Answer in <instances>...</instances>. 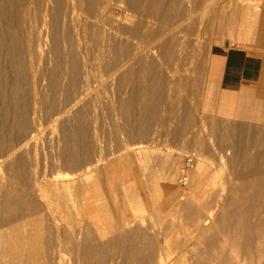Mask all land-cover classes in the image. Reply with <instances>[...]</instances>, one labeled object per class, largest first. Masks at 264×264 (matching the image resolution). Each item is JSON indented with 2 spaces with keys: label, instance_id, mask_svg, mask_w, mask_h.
<instances>
[{
  "label": "rangeland",
  "instance_id": "1",
  "mask_svg": "<svg viewBox=\"0 0 264 264\" xmlns=\"http://www.w3.org/2000/svg\"><path fill=\"white\" fill-rule=\"evenodd\" d=\"M0 10L11 23L16 78L12 97L0 92V159L11 153L0 174L13 185L0 182V235L14 237L28 216L25 228L53 231L60 214H40L28 190L34 176L41 184L50 171L62 177L81 162L122 157L124 188L102 202L111 216L125 210L141 236L109 233L115 239L99 243L95 264H155L158 251L163 264H241L228 244L215 262L205 252L221 250L214 243L226 233L239 258L255 244L264 220V102L250 118L235 117L212 66L227 46L264 55V0H0ZM184 203L208 216L199 231ZM62 220L79 225L73 215Z\"/></svg>",
  "mask_w": 264,
  "mask_h": 264
},
{
  "label": "bare ground",
  "instance_id": "2",
  "mask_svg": "<svg viewBox=\"0 0 264 264\" xmlns=\"http://www.w3.org/2000/svg\"><path fill=\"white\" fill-rule=\"evenodd\" d=\"M1 2H2V0H1ZM72 2H73V0H72ZM71 5H73V3ZM0 11L2 13V10H0ZM4 19H7V18H4ZM4 19L1 20V18H0V78L3 79V80H1L3 82V84H2L3 86L0 84L3 89H0V92L2 90L1 93H4V95H6V96H3L2 98L6 97L4 99H7L10 96L12 97V93H11L12 89L11 88L13 85V80L16 78L13 77V75H14V73H13V71H14L13 70L14 60H13V55H12L13 54L12 53V51H13L12 50V45H13L12 44L13 43V40H12L13 37L12 36H13V34L11 33L12 31L10 30V26H11L10 24L11 23L8 22V19L7 20H4ZM24 19H23V22H24ZM29 20H30V18H29ZM42 22H43V20H42ZM43 24H44V22H43ZM43 24H42V26H44V27L47 26L46 24L45 25H43ZM40 30H42V29H40ZM26 31H28V30L26 29ZM43 33H45V32L43 31ZM33 34H35V33H33ZM47 34L46 35L44 34V36L47 37ZM75 85H77V84H75ZM80 88H82V87H80ZM80 91H79L80 94H78V95H79V98L82 99L83 98L82 96H84L86 94V90L81 89ZM8 93H11V95L7 96ZM74 98H76V96ZM76 99L78 100V98H76ZM76 99H73V102L71 101L72 104H70L69 107L72 108L75 105V103L77 101ZM2 100L3 99H1V102H2ZM6 105H8L7 102H6ZM8 110H9V107H8L7 111ZM65 112H67V111H65ZM32 133H34V132H32ZM26 137H29L28 138L29 141L36 140L35 134H31L30 136H26ZM139 148H140L139 146H136L134 148L133 153L134 154L137 153V150H139ZM10 154H5V156H3V158L0 159V161L8 160V158L10 157ZM98 157H101V155H98ZM103 158H105V157H103ZM89 159L90 158H88V160ZM102 159L101 158H95L93 162H91L92 161L91 159L89 161L86 159L89 163H87V162L82 163L81 162L82 164L80 163L77 167L75 166L76 168L74 167L75 169L71 174L68 173L67 175H64L62 177H60L58 175V173H55V172L51 173V171H50V174L49 175L47 174L48 176L47 175L43 176L44 181L42 180V182H44V183L41 182L42 185L40 184V182H37V178L35 176L33 177V180L31 181V184L29 185L28 190H29V192L31 190L33 192L32 195H34L38 199V201L40 202V210H39L40 214H42L43 211H47L46 214L48 215V212L54 211V213H55V210H56V212H59L60 216L58 218L57 217L54 218L51 215L53 217V223H54L53 231H48L51 227H49L48 230H45L46 228L45 229L44 228H28L27 229V228H25L28 225L27 223L31 222L32 220L30 221L28 219L29 218L28 215H27L28 218L22 217L23 221L21 222V225L18 224L22 229H20L18 234H16L14 237H10L7 234L8 232L6 234L0 235V241L2 240V242L0 243V264H95L93 258H94V255L96 253V250H99V243H100V246H104L101 244L106 240L109 242V241L115 239V237H117L119 239L120 238H126L128 231H131L130 234L128 232L130 239H135V238H138V236H141V234H139V232H138L139 229H135V230L130 229L129 230V227L131 226V224L134 221L132 218H130V216H128V214L125 210L119 211L118 207H117V210L115 211V214H113V216H111L112 214H108L107 208L105 207L106 205H104V203L102 202V200H103L102 196H103V194H106V193L111 195L112 193H115L116 189L124 188V179H122L123 177L120 179H118L116 177V174H117L116 169L118 168L119 164H121V165L124 164V161H123L122 157H120L118 159V161L115 160L116 162L113 161L114 159L110 160L111 162L105 161V160L102 161ZM53 161H55V160H53ZM200 170H201L200 166L197 165L195 172H194V175H193L194 178H192V179H197L199 177ZM61 175H63V174H61ZM8 176L9 175L3 176L0 174V182L2 183L1 185H4L7 189H9L10 187L12 188V186H13L11 183V179H10L11 176L10 177H8ZM190 178H191V175H190ZM38 179H40V178H38ZM187 179H188V177H186V180ZM186 182L187 181H185V183ZM196 185H198V183ZM18 188H19V186H18ZM120 191H121V189H120ZM14 193L16 194V191ZM196 193H197V191H196ZM17 195H18V193H17ZM21 195H23V194H21ZM6 199H5V201H6ZM107 202H108V200H107ZM2 203H4V202H2ZM35 203H37V202H35ZM176 205H177V203H176ZM192 205L190 203H184L183 204L184 209L187 210V211H185L187 213L186 214L187 217L192 218V219L195 218V222H196V225H197V228L199 231L200 228H202L201 223L202 222L204 223V221L207 219L208 216L205 215L206 218H204L202 220L199 217H196L195 216L196 211L194 212ZM32 210H33V208H32ZM100 210L104 212V214H103L104 222L102 221V219L98 213ZM33 211H31V212H33ZM30 214L31 213H29V215ZM198 214H200V213H198ZM72 215L77 220L76 222H78V224H79L78 227L75 228L73 226V228H72V227H68L67 225H65V226H67V227H65V226H63V224L57 223V221H61L62 219L66 220V222H67V218H69V217L71 218ZM32 218H35V217L33 216ZM48 218H49V216H47V219ZM201 218H203V216ZM260 218H261V216H260ZM19 220H21V218H19ZM34 220L36 221L37 218ZM48 220H47V222H48ZM13 222H15L14 219H13ZM42 222H43V220H42ZM66 222H65V224H66ZM69 222H67V223L71 224L72 221L70 223ZM105 223H107V224H105ZM206 223H204V225ZM59 224H61V226L65 227V228L61 227L62 229H60ZM18 225H17V227H18ZM133 225L134 224H132V226ZM12 227H13V225H12ZM32 227H35V226H32ZM253 227H255V225ZM253 227H251V228H253ZM263 227H264V220H260L259 226L256 228V232H255V244H254L253 248L250 249L249 251H247L246 253H244V256H242L241 258L238 257L239 254H237L238 252L234 249V246H235L234 244H236V240H235L236 237L233 235H229L228 233L224 234L222 236V238L220 239V241L218 240L219 241L218 243H214V245L218 244L217 247H218V249H221V250H216V247H215L214 250L210 249L208 252H205V256L207 255L206 257H208L210 260H213L214 262L219 260V259H222L221 254H223L224 252L221 253V251L226 246V244H228L229 248H230L229 253H233V255L235 256L234 258H235V260H237V262L240 261L241 264H252V263L253 264H264V228ZM132 228H134V226ZM11 229H13V228H11ZM244 229H245V227H244ZM43 230L46 233V237H42V233L44 232ZM1 232H4V231H1ZM113 232H114L115 237L112 235V237H114V238L111 240H108L107 235H109V233L113 234ZM242 232H244V231L242 230ZM12 234H10V235H12ZM143 235H144V233H143ZM153 241H154V239H153ZM251 243H253V241ZM212 246H213V244H212ZM151 247H152V245H151ZM203 248H205V246H203ZM210 248H212V247H210ZM223 251H224V249H223ZM149 254L150 253H148V255ZM161 255L162 254H160L158 251V255H157L155 264H163V261H164L163 258L164 257L162 258ZM224 256L227 257L226 255H224ZM228 258H229V256H228ZM224 259L226 260L227 258H224ZM232 259H233V257H232ZM225 260H223V261H225ZM209 262L211 263L212 261H209ZM225 262H227V261H225ZM112 263H113V261L109 260L107 264H112ZM228 263L230 264L231 262L228 261ZM198 264H200V263H198Z\"/></svg>",
  "mask_w": 264,
  "mask_h": 264
},
{
  "label": "crops",
  "instance_id": "3",
  "mask_svg": "<svg viewBox=\"0 0 264 264\" xmlns=\"http://www.w3.org/2000/svg\"><path fill=\"white\" fill-rule=\"evenodd\" d=\"M241 14L251 16L245 10ZM264 34V26H263ZM213 72L228 110L235 117L248 119L256 106L264 102V55L235 46H227L220 57H214Z\"/></svg>",
  "mask_w": 264,
  "mask_h": 264
},
{
  "label": "built area",
  "instance_id": "4",
  "mask_svg": "<svg viewBox=\"0 0 264 264\" xmlns=\"http://www.w3.org/2000/svg\"><path fill=\"white\" fill-rule=\"evenodd\" d=\"M186 181V176L185 175H181L179 178H178V183L180 184H184Z\"/></svg>",
  "mask_w": 264,
  "mask_h": 264
}]
</instances>
